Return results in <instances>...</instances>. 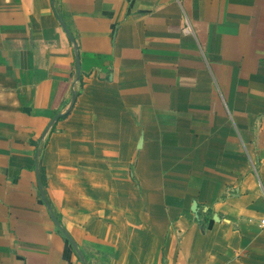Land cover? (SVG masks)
I'll return each mask as SVG.
<instances>
[{
	"label": "crops",
	"instance_id": "obj_1",
	"mask_svg": "<svg viewBox=\"0 0 264 264\" xmlns=\"http://www.w3.org/2000/svg\"><path fill=\"white\" fill-rule=\"evenodd\" d=\"M262 219L264 0H0V264H264Z\"/></svg>",
	"mask_w": 264,
	"mask_h": 264
},
{
	"label": "water",
	"instance_id": "obj_2",
	"mask_svg": "<svg viewBox=\"0 0 264 264\" xmlns=\"http://www.w3.org/2000/svg\"><path fill=\"white\" fill-rule=\"evenodd\" d=\"M61 26L62 28L65 30V32L67 33V35L70 37V33L67 30L64 22L62 20H60ZM74 60H75V65H76V79H78L80 77V69H79V61H78V55L75 52L74 54ZM75 99V93L74 91L71 92V97H70V101H69V107L72 105V103L74 102ZM62 113H56L53 115V117L50 119L48 125L46 126V129L48 128V126L54 121L56 120ZM50 217L51 219L56 223V225L60 228V230L63 232V234L66 236V238L72 243V245L75 247L77 253L80 255L81 259L83 260V256L81 255L80 251L78 250V248L76 247L73 239L70 237V235L67 233V231L59 225L58 220L56 219V217L54 216V214L50 211ZM84 261V260H83ZM85 263V262H84ZM86 264V263H85Z\"/></svg>",
	"mask_w": 264,
	"mask_h": 264
},
{
	"label": "trees",
	"instance_id": "obj_3",
	"mask_svg": "<svg viewBox=\"0 0 264 264\" xmlns=\"http://www.w3.org/2000/svg\"><path fill=\"white\" fill-rule=\"evenodd\" d=\"M62 116H63V115H62ZM39 179H40V181L44 184L42 167L39 168Z\"/></svg>",
	"mask_w": 264,
	"mask_h": 264
},
{
	"label": "built area",
	"instance_id": "obj_4",
	"mask_svg": "<svg viewBox=\"0 0 264 264\" xmlns=\"http://www.w3.org/2000/svg\"><path fill=\"white\" fill-rule=\"evenodd\" d=\"M262 222L264 223V219H262Z\"/></svg>",
	"mask_w": 264,
	"mask_h": 264
}]
</instances>
